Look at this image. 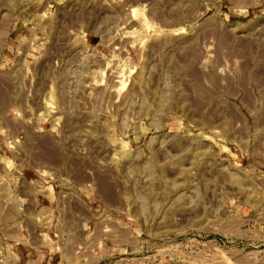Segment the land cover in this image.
Instances as JSON below:
<instances>
[{"label": "rangeland", "instance_id": "rangeland-1", "mask_svg": "<svg viewBox=\"0 0 264 264\" xmlns=\"http://www.w3.org/2000/svg\"><path fill=\"white\" fill-rule=\"evenodd\" d=\"M0 264H264V0H0Z\"/></svg>", "mask_w": 264, "mask_h": 264}]
</instances>
